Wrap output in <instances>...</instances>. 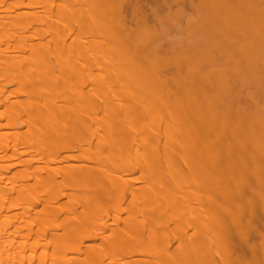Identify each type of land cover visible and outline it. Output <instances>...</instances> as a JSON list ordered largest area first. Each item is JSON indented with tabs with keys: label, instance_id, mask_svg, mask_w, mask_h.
I'll return each mask as SVG.
<instances>
[{
	"label": "bare ground",
	"instance_id": "6f19581e",
	"mask_svg": "<svg viewBox=\"0 0 264 264\" xmlns=\"http://www.w3.org/2000/svg\"><path fill=\"white\" fill-rule=\"evenodd\" d=\"M143 1L0 0V264H264V0Z\"/></svg>",
	"mask_w": 264,
	"mask_h": 264
},
{
	"label": "rangeland",
	"instance_id": "374dc122",
	"mask_svg": "<svg viewBox=\"0 0 264 264\" xmlns=\"http://www.w3.org/2000/svg\"><path fill=\"white\" fill-rule=\"evenodd\" d=\"M153 1V0H152ZM154 1H156V0H154ZM160 1V0H159ZM143 2H148L147 0H144ZM157 2H158V0H157ZM161 2V1H160ZM166 4V3H165ZM150 6V5H149ZM158 6V5H157ZM167 6V5H166ZM166 6L165 5H163V6H161V9H159L158 7L156 8L157 10H155L156 12L155 13H157V14H159V12L158 11H160V13H161V11H162V9H163V7L167 10L168 8H166ZM171 6H172V4H171ZM173 6H175V4H173ZM146 7H148V5L146 6ZM187 8V7H186ZM164 9V10H165ZM150 10V8H148V11ZM163 10V11H164ZM163 11H162V13H163ZM152 11H150L149 13H148V17H150L149 15H150V13H151ZM164 12H166V11H164ZM155 13H154V15H155ZM161 13V14H162ZM152 14V13H151ZM156 14V15H157ZM164 14V13H163ZM153 17V18H152ZM152 19L154 20V23H157V22H155V21H157L156 20V17H154L153 16V14H152ZM149 20H150V18H149ZM152 20V21H153ZM151 21V20H150ZM17 168V167H16ZM16 168H12L11 170H15ZM8 173H10V172H7L6 173V171H3V170H0V175H7ZM233 178V177H232ZM232 178H230V180L228 181V183H231V182H233V180L234 179H232ZM23 243H24V245H25V249H28L29 250V242H28V240H24L23 241ZM41 252H42V248L41 249H39L38 251H37V253H36V257H35V259H34V261H30L28 258L27 259H19V261H20V263L21 264H42L41 263ZM7 257V262L9 263L10 261H11V258L12 257H9V256H6Z\"/></svg>",
	"mask_w": 264,
	"mask_h": 264
}]
</instances>
